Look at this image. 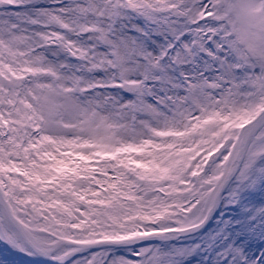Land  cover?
Listing matches in <instances>:
<instances>
[{
	"label": "snow or ice",
	"instance_id": "6c2138e0",
	"mask_svg": "<svg viewBox=\"0 0 264 264\" xmlns=\"http://www.w3.org/2000/svg\"><path fill=\"white\" fill-rule=\"evenodd\" d=\"M0 264H264V0H0Z\"/></svg>",
	"mask_w": 264,
	"mask_h": 264
}]
</instances>
